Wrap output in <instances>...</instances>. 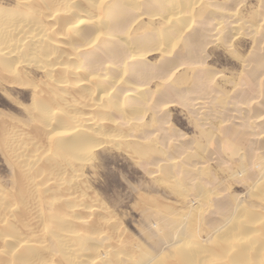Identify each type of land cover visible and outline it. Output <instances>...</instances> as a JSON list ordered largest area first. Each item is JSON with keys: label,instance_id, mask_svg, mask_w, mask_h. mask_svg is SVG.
<instances>
[{"label": "bare ground", "instance_id": "6f19581e", "mask_svg": "<svg viewBox=\"0 0 264 264\" xmlns=\"http://www.w3.org/2000/svg\"><path fill=\"white\" fill-rule=\"evenodd\" d=\"M9 1L13 2V5L11 4L12 6L6 7L1 3V0H0V79H3V81H5L6 83H8L10 85H19V86L31 87V89H32L31 104H30L31 107H29V109L31 108L30 109V117H32V119H34L37 122V125L34 126L35 128L33 127L34 129L30 128V129H33V131L30 132V134L25 133L26 129H24L25 131H22V130L19 131L17 129L15 131V129L13 128L14 132H11V130H12L11 129L10 133L7 132L3 136V138L2 137L0 138V148L3 151V154L5 155L7 162L9 163V165L12 169V172L14 174V177H15L14 182H13L14 188H15V191H14L15 193L12 191H7L8 189L4 190L3 188H0V216L2 217V218H0V264H264V178H262L263 180L260 181L259 184H257L255 189L253 188L250 191V193L252 191H254L253 195L256 196L258 201L260 202V208L258 210H252V209H249L248 207L238 205L239 203L237 202L236 207H232V208H234V210L232 209L233 210V212H231L232 214L229 213L230 216L228 214H226V213H228V211L231 210L230 207H228V209H230V210H227V208H225L227 212L226 213L224 212V215L226 214L227 216H224V217L225 218L228 217L227 221L225 224L217 227L216 229H213L214 231L212 230V232H211L212 234H210L209 241L207 242V244H204V242L202 241L203 239L201 240L199 235L195 234L194 233L195 231L194 232L192 231V227L188 226L190 223L193 224V222H194L193 220H196L194 218V215L192 214V213H194L193 210H192L193 211L192 213L188 211L190 208L187 210V212L185 210H181L182 212L184 211L185 213H182V212L180 213V211L176 210L177 212H179L178 213L179 217H174V216H172L171 213L170 214L168 213V210H170V209H167V211H165V209H164L163 211H165L166 215H167L166 217H164L166 219V224H164L162 227H160L159 230L164 233L163 242L165 244L167 243L166 245H168L169 248L167 247L168 250L166 253L163 250L161 252L162 254L158 255V256L154 255L153 252L151 253V251L149 252L148 249L145 250V249H142V247L139 248V245H138L139 241L136 244L137 245L136 246L135 244H133L132 242L129 241L132 238L127 239L128 241L126 240V238H125V241L123 240L125 237L124 236L125 231L121 226H119L118 223L115 222V220H113L114 218H112V216L110 217V215L107 214L108 210H106L107 211L106 212L104 210V207L102 205H100L99 202H98L99 204L94 203V202H96L93 200L95 198H93L91 200L92 203L90 204V202H89L90 201V195L86 190L85 182L83 180V177H84L83 176V170H84L87 162H90L91 160L93 161L92 158H93V153H94L95 148L99 147L100 145L106 144L107 142L108 143L113 142L114 146H117L115 144H118V147H119L120 145H122L124 143L125 139L131 138L130 135L127 134L125 129H123L125 132H122V131H119L120 127H119V129L115 128L117 125L116 121L114 119H112V117L109 118V116H108L109 112L107 115H105L104 114L105 111H103V110L105 108H107V109L113 110L116 113L122 115V114H124L123 111L125 108V107L123 108V106L126 103H127V105H128V103L132 104V108H135L138 106L137 105L138 103L141 104L147 99V97L150 93V89L146 85L149 84V79L154 77L156 74L157 75H162V74H167V73L170 74V72L171 73L175 72V71L179 70L180 68H182L183 66H186V65H187V67H189V66L192 67L193 65L195 67V64L198 63L199 60L202 61V58L204 57V55H203V57H201L199 55V52H198L199 49L197 48L198 44H201L200 45V49H201L203 47L202 46L203 44L201 42L200 43L198 42V44H197V40L198 41H200V40L197 38H195L196 40H194V39L192 40V37H188L187 33H188L189 29H192V27L194 26V22L200 20L201 17L206 15L204 18L208 19L209 15L212 14V16H213L214 13L216 14L219 11H224L223 10L224 8H222V6L220 7L219 4H217L216 0H9ZM218 1H220V0H218ZM235 1H233V2H235ZM240 2H243V1H240ZM237 3H238V1H237ZM261 3L263 4L262 0H261ZM260 5H259V7H261ZM233 8H235V7H233ZM236 9H238V8H235V10ZM262 9H263V7H262ZM219 13H223V12H219ZM235 13H233L231 11V12H228V15L230 18H237V17H235V15H236ZM223 14H221V15H223ZM217 16H218V18L221 19V17H219L218 14H217ZM214 17H215V15H214ZM225 17H227V16H225ZM259 18L260 17H258V19ZM215 19H217V17H215ZM221 20L224 21V19H221ZM225 20H226V18H225ZM234 20H236V19H234ZM246 21H248V20H246ZM204 23H206V22H204ZM241 23L243 24V22H241ZM241 23L235 22L233 24L232 28H234L235 30L241 29L243 26ZM261 23H263V22H261ZM261 23H259V24H261ZM220 24H222V22H219L218 26ZM255 24H256V22H255ZM244 25H245V22H244ZM246 26H244V27H246ZM255 26H254V28H255ZM205 27H206V25H205ZM221 27L222 26H220V28ZM250 27H252V26H250ZM260 27L262 28V25ZM197 29H198V27L195 30L197 31ZM195 30L193 33L196 32ZM216 31H218V29ZM229 31H230V29H229ZM248 31L246 33L249 34ZM254 31L252 30L253 34L254 33L257 34V32H254ZM226 32H227V30H226ZM193 33L191 35H193ZM197 33H199V32H197ZM202 34H204V33H202ZM194 35L197 37L200 34L199 35L194 34ZM259 36H258V38H259ZM211 37H212V35H211ZM216 37H219V36L217 35ZM213 39H210V40H213ZM216 39L218 40V38H215L214 40L216 41ZM228 39H230V38H228ZM256 39H255V41L258 40V39L257 40ZM207 41H208V39H207ZM208 43L212 44V41L211 42L208 41ZM226 43H228V42H226ZM253 44H254V42H253ZM231 45H232V43H231ZM255 45H257L256 42H255ZM205 46L206 45H204V47ZM208 46H209V44H208ZM257 46H255V47H257ZM206 47L204 49H206ZM253 50H254V48L251 50L252 56H250L251 54L249 55L250 57H252V59H253V56L257 53L254 50L255 52L253 55ZM154 52L157 53L158 55L160 54V56H161L160 58H162L164 61L163 64L162 65L160 64V66L153 64L154 66L151 65V66H149V68L143 69V65H145L146 63L150 64L149 59L147 57L151 53H154ZM203 53H205V52H203ZM261 53H262V51H261ZM157 54H155V55H157ZM206 54L208 55V53H206ZM258 54H260L259 51H258ZM258 54L256 55L255 59H257ZM245 55H247V54H245ZM263 55L261 54L260 56L262 57ZM255 59H253V60L255 61ZM260 60L262 62V59H260ZM205 62H206V60H205ZM27 64L31 65V67L35 66L38 70H40L41 74L44 75V80H42L40 78V80H42V81H39L36 83L32 79L30 80V79L25 78V76H24L25 72L23 71L22 67L24 65H27ZM249 64H252V66H253V63H249ZM249 64L247 63L248 69H249ZM258 64H260V63H258ZM204 65H206V64H204ZM199 66L200 65H197V67H199ZM263 66H261V67H263ZM200 67H203V66L201 65ZM245 69H246V71H248L247 68H245ZM254 69H255V67H254ZM202 70H200V72ZM260 70H262V69H260ZM260 70H259V72H263ZM213 71L216 73L215 70H213ZM243 71L244 70H242V73L245 72V71L244 72ZM197 72H199V71H197ZM110 73H114L116 76L112 77V75ZM247 74H248V72H247ZM250 74L251 73H249L248 77L250 76ZM253 74H255V73H253ZM127 75L132 77V79H135V81H137L138 86H134L130 83L131 84V87H130V84H128V82L125 81L124 85H122V89L120 90V93H122L121 94L122 97L120 95L121 102H119L118 100L116 101L114 99V97H112L114 92H116L114 90L119 83L124 81V78ZM171 75L172 74H170V76ZM240 75H243V74H240ZM172 76L174 77V73ZM185 76H186V74H185ZM207 76H209V75H207ZM192 77H195V76L193 75ZM245 78H247V76ZM257 78H258V76H257ZM261 78H263V77H261ZM186 79H188V78H186ZM198 79H200V78H198ZM254 79H255V81L257 80L255 77H254ZM162 80H164V82H165V80H166L165 77ZM189 80L190 79H188V81ZM239 80L242 81L241 78H239ZM167 81H169V80L167 79ZM255 81L253 83H255ZM169 82H171V80ZM190 82H188L189 86L191 85ZM233 83H234V81H233ZM251 83H252V81H251ZM196 85L198 86V84H195L194 86H196ZM176 86H178V85H176ZM240 86H241V84H240ZM262 86H263V84H262ZM262 86H260V87L262 88ZM157 87H159V86H157ZM174 87L175 86H173V88ZM183 87L186 88V86H183ZM244 87H245V85L243 87L241 86V88H244ZM117 88H116V90H117ZM205 88H206V85H205ZM238 88L240 89L239 86H238ZM261 88H260V90H261ZM153 89H154V87H153ZM158 89L159 88H157V91H158ZM177 89H179V88L177 87ZM194 89H195V87H194ZM176 90H175V92H176ZM199 90L198 91L196 90V92L200 93ZM232 90L235 91V89H232ZM245 90H246V88H245ZM252 91L250 90V92H252ZM262 91H263V89L261 90L260 93H262ZM112 92H113V94L111 95ZM117 92L119 93V91H117ZM250 92H249V95H250ZM257 92H258V90H257ZM210 93H212V92H210ZM210 93H208V95L210 97H208V99H206V100H209V98L211 99ZM221 93L219 94V96H222ZM163 94H164V92H163ZM182 94L184 95V93H182ZM173 95H172V97H174ZM217 95H218V93H217ZM225 97L228 98L227 95ZM253 97H255V96H253ZM253 97H252V99H253ZM262 97H263V94H262ZM177 99H176V101H177ZM246 99H247V97H246ZM188 100H187V102H188ZM159 101H160V99H159ZM190 101H192V100H190ZM196 101L198 102L199 100L197 99ZM252 101H253L252 104H254V99ZM261 101H263V99ZM153 102H154V100H153ZM164 102H166V100ZM197 102H195V103H197ZM201 102H202V100H201ZM223 102H224V100L222 102H220L219 104L222 105ZM150 103L152 104V102H150ZM249 103H251V102H249ZM256 103H255L254 107L256 106ZM259 103H257V104H259ZM176 104H177V102H176ZM165 105L166 104H164V106ZM167 105H170V104H167ZM226 105H228V103ZM232 105H233V103H232ZM243 105H244V103H243ZM148 106H149V104H148ZM200 106L202 107V105H200ZM208 106L206 105V108H208ZM161 107L162 106H160V108ZM196 107H198V106H196ZM212 107H213V105H212ZM107 109H106V111H108ZM130 109L131 108H129L128 111L131 112L132 109L131 110ZM136 109H135V111H136ZM162 110H164V107ZM162 110L160 112H162ZM202 110H204V109H202ZM206 110H209V109H206ZM212 110L214 111V109H212ZM191 111H192V109H191ZM216 111H217V109H216ZM257 111H258V109H257ZM260 111H261V109H260ZM125 112H127V110ZM160 112H158V113H160ZM165 112H167V111H165ZM168 112H169V110H168ZM235 112L236 111H233L232 113H235ZM197 113L199 114V111H197ZM229 113H230L229 114V117H230L231 112H229ZM255 113H258V112H256V110H255ZM215 114H217V113H215ZM221 114H222V112H221ZM258 114H260V113H258ZM126 116L128 117V115H126ZM155 116H157V115H155ZM168 116H169V114H168ZM231 116L233 117L234 115H231ZM241 116H243V114ZM250 116H251V114H249V117ZM252 116L258 117L259 115L255 116L254 114H252ZM198 117H199V115H198ZM215 117H217V116H215ZM229 117L227 120H229ZM235 117H236V113H235ZM244 117H245V115H244ZM253 117H250L251 120H253L252 123H254ZM153 118H154V116H153ZM262 118H260V119H262ZM155 119H153L154 121L153 120H151V121L154 122V124H157V122L155 123ZM256 119L260 120L259 117ZM204 120H206V119L204 118ZM219 120H221V119H219ZM251 120H249L248 122H250ZM118 121H119V119H118ZM221 121H220V123H221ZM231 121H233V120H231ZM137 122H139V121H137ZM205 122L201 123V121H199L198 124L200 123L201 125H203ZM207 122H209V121H207ZM244 122H245V120H244ZM33 123H35V122H33ZM160 123L162 124V122H160ZM212 123H213V121H212ZM216 123H218V122H216ZM235 123H236V121H235ZM235 123H232L233 126H235L234 125ZM154 124H151L150 126H154ZM126 125H127V123H126ZM126 125H125V127L124 126L123 127L129 128ZM221 125L223 126V124H221ZM221 125H219V126H221ZM225 125H226V123H225ZM247 125H248V123H247ZM247 125H246V127H247ZM133 126H135V125H133ZM236 126H238V124ZM254 126H255V124H254ZM7 127H9V126L7 125ZM228 127H229V124H228ZM201 128H202V126H201ZM215 128H217V127H215ZM243 128H245V127H243ZM249 128H251V127H249ZM252 128H255V127H252ZM258 128H259L258 130H262V129H260V126H258ZM133 129L135 130V128H133ZM155 129L157 130V128H155ZM219 129L221 130V128H219ZM248 129H247V131H248ZM120 130H122V128ZM134 130H133V134L138 133V135H140L138 130H135L136 132H134ZM233 130L234 129L231 128V126H230L227 129L226 133H224V134L222 133V134H223V136L224 135L225 136L232 135L233 132L236 131L237 129L234 131ZM243 130L246 131L245 129H243ZM115 131L116 132L119 131L117 135H114L116 133ZM111 132H114L113 136H116L115 142L111 141L112 137H113V136H110ZM146 132H147V130H146ZM148 132H149V130H148ZM216 132H217V130H216ZM218 132H221V131L218 130ZM223 132H225V130ZM250 132H249V135H250ZM252 132H253V130H252ZM252 132H251V134L254 133V132L253 133ZM261 132L263 133V130L260 131V133ZM156 133H158V131ZM240 133L238 132V135H240ZM262 133L260 135H262ZM108 134H110V135H108ZM159 134H160V132H159ZM244 134L245 133H243V137L241 138V140H243V138L246 139ZM255 134H256V132H255ZM156 135H152V136L157 137ZM208 135H209L208 136V138H209L211 134L209 133ZM235 135H237V134H235ZM235 135H234V137H235ZM179 136H180V134H179ZM220 136H222V135H220ZM247 136H248V134H247ZM108 137H110L111 139H109ZM172 137H173V135H172ZM217 137H218V135H217ZM230 137H232V136H230ZM248 137L250 138V136H248ZM182 138H183V136H182ZM211 138H212V135H211ZM215 138H216V136L214 137V139ZM222 139H224V138H222ZM261 139L262 140H260V141L258 140L259 142H257V144L260 143L261 141H263L264 138H261ZM154 140H155V138H154ZM218 140L219 139H217L216 142ZM247 140H246V142H247ZM133 141H135V140H133ZM235 141H237V138L235 139ZM254 141H257V138ZM140 142L141 141H139V143ZM143 142L144 141H142V144H143ZM145 142H146V140H145ZM169 142H168V144H169ZM214 142H215V140H214ZM222 142L223 141L220 142V145L221 144L223 145ZM233 142H234V140L232 141V143ZM263 142H261V143H263ZM157 143H158V141H157ZM196 143L199 144L198 142H196ZM237 143L240 144L239 142H237ZM237 143H235V144H237ZM261 143H260V145H262ZM142 144L135 145L141 154H149L153 150V149H150L152 147L147 148V146L145 147ZM238 144L234 145V146H236V148H237V146H240L242 143L240 145H238ZM254 144L255 143H253V145ZM164 145H167V144H164ZM176 145L178 146L177 143H176ZM249 145H252V144L250 143ZM249 145H247V146H249ZM168 146H170V145H168ZM200 146H201L200 148H202L203 145H200ZM216 146H218V145H216ZM215 148L216 147H214V149ZM231 148H233V147H231ZM219 149L220 148H218V150ZM249 149H251V148H249ZM259 149H261V148H258L257 151H259ZM234 150H235V147H234ZM255 150H256V148H255ZM255 150L253 151V153L255 152L254 156H256V154L257 155L259 154V153H256ZM233 151L232 152L230 151V153L232 154ZM235 152H236V150H235ZM211 154H213V153L211 152ZM221 154H222V152H221ZM238 154L241 155L242 153H239V151H238L237 155ZM186 156H187V154H186ZM209 156H211V155H209ZM241 156L243 157L244 155H241ZM238 157L240 158L239 155H238ZM191 158L192 157H190V159ZM194 158L197 159L198 156L194 157ZM200 158H198V159H200ZM234 158H236V157H234ZM243 158H242V162L243 161L245 162V160ZM186 159L187 158H185V160ZM179 160L181 161V159H179ZM231 160H234V159L231 158ZM176 161L177 160H175L174 162H172V161H170V162L175 163ZM196 161L194 160L193 162H196ZM239 161H240V159H239ZM158 162H160V161H158ZM170 162L168 164H170ZM198 162H200V161H198ZM230 162L234 163L235 160H234V162L233 161H230ZM248 162H246V164ZM206 164H204V165H206ZM238 164L239 163H237V165L235 164L234 166L237 167ZM242 164H244V163H242ZM242 164H241V166L243 167ZM185 165H186V163H185ZM198 165H199V167H197V168H200L199 163H198ZM171 166L173 167V165L170 164L169 167L172 168ZM249 166L247 164V167H249ZM260 166L261 165H259V167ZM158 167H159V165H158ZM166 167H167V165H166ZM174 167H176V165H174ZM186 167H187V165L185 166V168ZM222 167H223V165H222ZM263 167H262V169H263ZM155 169H156V167H155ZM175 169L176 168H174V170ZM190 169H192V168H190ZM194 169H192V171ZM244 169H246V168H244ZM259 169H261V168H259ZM196 170H198V169H196ZM208 170H209V168H208ZM232 170H234V169H232ZM169 171L172 172L171 169ZM188 171H189V173H187V174L189 175L191 172H190V170H188ZM255 171H256V168H255ZM173 172H175V171H173ZM181 172H183V170ZM232 172H230V173H232ZM238 172H240V171H238ZM245 172H246V170H245ZM259 172L260 171H258V173ZM160 173H162V172L160 171ZM194 173H195V171H194ZM236 173H234V174H236ZM175 174H176V172H175ZM201 174H203V172ZM201 174H198V176H200ZM248 174L250 175V174H252V172L248 173ZM254 175H256V174H254ZM257 175H259V174H257ZM261 175H264V173H261ZM211 176H212V174L209 177H211ZM231 176H232V174H231ZM241 176H242V174H241ZM243 176H244V174H243ZM243 176L240 178H243ZM165 177H166V174H165ZM177 177L174 175H173V177L170 176L171 179L175 178V180H173L176 183L175 187L178 184L182 183V182L179 183L176 181ZM180 177H181V174H180ZM168 178H169V176H167L166 179H168ZM197 178H199V177H197ZM169 179H168V181H169ZM165 181L166 180H164V182ZM183 181H185V180H183ZM209 181H210V179H209ZM211 181H212V179H211ZM171 182L169 181V183H171ZM244 182H245V180H244ZM248 182H246V183L248 184ZM186 183H188V182H186ZM192 183H193V181H192ZM173 184H174V182L171 185H173ZM188 184H190V183H188ZM193 184H195V183H193ZM247 184H246V186H247ZM179 186L182 187L181 185H179ZM179 186H177V188H179ZM186 186H188V185H186ZM0 187H1V185H0ZM190 187H192V186H189V188ZM212 188H214V187H212ZM200 191L197 192L198 193L197 195L202 194L204 192V191L203 192L202 191L200 192ZM217 192H218V189H217ZM219 192H220V190H219ZM220 193L224 194V192H222V191ZM205 194H207V193H205ZM214 194H215L214 196H217L216 192H214ZM219 194H218V197L220 196ZM49 195H51V196H49ZM205 196H207V195H205ZM211 196L213 197V195H211ZM222 196H224V195H222ZM226 196L229 197L228 195H226ZM193 197L194 196H192L191 198L193 199ZM224 198H225V196H224ZM197 199L198 198H196V200ZM202 199H201V202H203ZM221 199H222V197H221ZM205 200H206V197H205ZM226 200H227V198H226ZM238 200H240V199L238 198ZM16 201H17V203H16ZM190 201H191V199H190ZM215 201H217V200H215ZM219 201H222V200L219 199ZM192 202H193V200H192ZM205 202H207V201H205ZM45 203L49 204L51 206H50V209L48 211H46V213L44 214V218H41L43 216V213L45 212V208L43 207V205H45ZM195 203H197V202H195ZM208 203H211V202L209 201ZM217 203H219V202H215V204H217ZM212 205L210 204L211 208H212ZM226 205H228V203ZM258 205L256 206L257 208L259 207ZM192 207H194L195 210L197 211L196 206H192ZM43 208H44V211H43ZM206 208H208V207L206 206ZM211 208L209 207V209H211ZM198 209H200V208H198ZM160 212H162V211H160ZM196 213L199 214L198 211ZM208 214H210V213H208ZM220 215H222V214H220ZM220 215L218 216V218L221 219ZM212 216H210V217H212ZM147 217H149V216H147ZM202 217L204 218L203 215H202ZM215 217H217V216H215ZM224 217H222V218L225 219ZM223 219H222V221H223ZM205 221H206L205 223H207L206 219H205ZM214 221H215V218H214ZM27 222H29L31 224L27 226L26 225ZM153 222H154V220H153ZM196 222L197 221H195V223ZM215 222H217V220ZM18 224H21L22 227L21 226H20L21 228L19 226L17 227ZM148 224L149 223L147 222V225ZM197 224L199 226L197 228L203 227V226L199 225V224H201V222H199ZM211 224H210V226H211ZM155 226H156V224H155ZM206 226L207 225H205V228H206ZM157 227H159V226H157ZM151 228H152V226H151ZM195 228H196V226H195ZM212 228H215L214 225ZM20 229H21L22 233L20 232ZM175 229H176V233H175L174 238L172 239V232H174ZM200 230L203 231L204 229L203 230L200 229ZM200 230L197 231V233L200 232ZM201 233H203V232H201ZM156 234H159V233H156ZM48 237L50 240H48ZM129 237H130V235H129ZM160 237H157V239L160 240L161 239ZM148 239L150 240V238H148ZM152 240L153 239H151V241ZM131 241H134V240H131ZM161 243H162V240L158 241L156 243V245L159 247Z\"/></svg>", "mask_w": 264, "mask_h": 264}, {"label": "rangeland", "instance_id": "374dc122", "mask_svg": "<svg viewBox=\"0 0 264 264\" xmlns=\"http://www.w3.org/2000/svg\"><path fill=\"white\" fill-rule=\"evenodd\" d=\"M233 1H235V0H220V1L216 0L217 4H219L220 7L222 6V8H224L223 9L224 11H219V12H223L224 14L219 13V12L216 14L214 13L213 16H212V14L209 15L208 19L204 18L206 15H204V16L202 15L203 16V17H201L202 19L200 18V20L194 22V26L192 27V29H189L190 32L188 31V33H187V36L192 37V40L193 39L196 40L195 38L200 40V41L197 40V44H198V42L199 43L201 42L203 44L202 45L203 47L201 46L202 47L201 49H200L201 44H198L197 48L199 50L198 49L197 50L199 52V55L201 57H203V55H204V57L202 58V61L199 60V62L196 63L197 65H200V66L202 65L203 67H200V66L197 67L196 64H195V67H194V65L193 66L191 65L192 67H190V66L187 67V65L183 66L182 68H180L179 70H177L175 72H172V73L170 72V74H172V75L174 73L175 78L172 75L170 76L169 73L162 74V75L156 74L154 77L149 79L150 85L149 84L146 85L150 89V93L146 99L147 101L145 100L141 104L138 103L137 107L134 106L135 108H132V104L128 103V105H127V103H126L123 106V108L124 107L125 108L123 111L124 114H122V115L116 113L113 110L107 109V108H105L103 110V111H105L104 112L105 115H107L109 112V114H108L109 118L112 117V119H114L116 121L117 125L115 128H118V129H119V127H120V129L122 128V130L119 129V131H122V132L126 131L127 134H129L131 138L125 139L124 143L122 145H120L119 147H118V144L114 143L115 145H117V146H114L113 142L112 143L107 142L106 144L100 145L99 147L95 148L94 153H93V158H92L93 161L91 160L90 162H87L86 166L83 170V176H84L83 180L85 182L86 190L90 195V201H89L90 204L92 203L91 200L93 198H95L96 200L93 199L94 201H96L94 203L99 202L100 205H102L104 207L105 211L108 210V212L106 211L107 214H109L110 217L112 216V218H114L113 220H115V222L118 223L119 226H121L124 229V231H125L124 232L125 237L123 239L124 241H125V238H126V240L132 238L129 241L135 245L139 241V243H138L139 248L142 247V249H145V250L148 249L149 252L151 251V253L153 252L154 255H157V256L161 255L162 254L161 252L163 250L166 253L168 248H169L168 245H166L167 243L165 244L163 242L164 233L159 230L160 227H162L164 224H166V219L164 217L167 216L166 212H165V211H167V209H170V210H168V213L169 214L171 213L172 216H174V217H179V214H178L179 212H177V211H180V213H181L182 212L181 210H185L187 212V210L189 208L191 209V210L190 209L188 210L189 212L192 213L194 211V213H192V214L194 215V218L196 220H193L194 221L193 224L190 223L188 226L192 227V231L193 232L195 231L194 233L199 235L201 240L203 239L202 241L204 242V244H207V242L209 241L210 234H212L211 233L212 230L216 229L217 227L226 223L228 217L225 218L224 216H227L226 214H228L230 216L229 213L233 212L234 208H232V207H236L237 202L239 203L238 205L248 207L249 209H252V210H258L260 208V202L258 201L257 197L253 195L254 191H252L251 193H250V191L253 188L255 189L257 184H259V182L263 180L262 178H264V175H261V173H264V167H263L264 166V151H263L264 150V142H263L264 139H263V141H261L263 143L260 142L262 145H260V143H258L259 145L257 144V142L262 140L261 138H264V120H263L264 119V93H263L264 92V79H263L264 78V75H263L264 74L263 73L264 72V69H263L264 68V66H263L264 65V55H263L264 54V48H263L264 47V40H263L264 39V24H263L264 23V17H263L264 16V10H263L264 9V0H262L263 4L261 3V0H236L235 2H233ZM237 1H238V3H237ZM240 1H243V2H240ZM1 3L6 7L13 5V2H11L9 0H6V1L1 0ZM259 5L261 7H259ZM233 7L238 8V9L235 10V8H233ZM262 7H263V9H262ZM230 10L233 13L236 12L235 17H237V18H230L229 17L228 12H231ZM217 14L219 15V17H221V19H224V21L221 20L220 18H218ZM221 14H223L224 16ZM214 15H215V17H217V19H215ZM225 16H227V17H225ZM258 17H260V18L258 19ZM225 18H226V20H225ZM234 19H236V20H234ZM215 20L222 22V24H220L218 26L219 22L218 21L216 22ZM246 20H248L249 22ZM204 22H206V23H204ZM235 22H239V23L243 22V24L241 23L243 25L242 28L239 30H235L234 28H232V26ZM244 22H245V25H244ZM255 22H256V24H255ZM261 22H263V23H261ZM259 23H261V24H259ZM205 25H206V27H205ZM249 25L252 27H250ZM261 25H262V28L260 27ZM220 26H222L223 28L222 27L220 28ZM244 26H246V27H244ZM254 26H255V28H254ZM197 27H198V29L196 31L195 29ZM217 29H218V31H216ZM229 29H230V31H229ZM194 30L196 31L195 33H193ZM226 30H227V32H226ZM252 30L253 31L255 30L254 32H257V34L256 33L253 34ZM247 31L249 32V34L246 33ZM197 32H199V33H197ZM192 33H193V35L194 34H196V35L200 34V35L196 37L195 35L194 36L191 35ZM202 33H204V34H202ZM211 35H212V37H211ZM217 35L219 37H216ZM258 36H259V38H258ZM213 38L214 39L218 38V40L216 39V41H215ZM228 38H230V39H228ZM207 39L210 42L212 41V44L208 43ZM210 39H213V40H210ZM255 39L257 41H255ZM226 42H228V43H226ZM253 42H254V44H253ZM255 42L258 46L255 45ZM231 43H232V45H231ZM208 44H209V46H208ZM204 45L207 46V47L205 46L206 49H204L205 48ZM255 46H257V47H255ZM251 48L252 49L254 48V50L257 52L254 55L255 51L253 50V55L255 56V57L253 56V59L256 58L258 51L260 53V54H258L259 58L257 57V59H255V61L252 59V57H250V56H252V53H251L252 49ZM261 51H262V53H261ZM203 52H205V53H203ZM206 53H208V55ZM155 54H157V53H155V52L151 53L147 57L149 59L150 64L146 63L145 65H143V69H147V68H149V66H151L153 64L157 65V66L158 65L160 66V64L161 65L163 64L164 61L162 58H160L161 57L160 54L159 55L158 54L155 55ZM245 54H247L248 56ZM261 54L263 55L262 56L263 58L260 56ZM260 59H262V62ZM205 60H206V62H205ZM246 62L248 64L253 63V66H252V64H249V69H248ZM258 63H260V64H258ZM204 64H206L208 67ZM261 66H263V67H261ZM254 67L256 70L254 69ZM245 68H247L248 71H246ZM22 69L25 72L24 73L25 78L30 79V80L32 79L36 83L44 80V75L41 74V71L38 70L35 66L31 67V65L27 64V65H24L22 67ZM260 69H262V70H260ZM200 70H202V71L200 72ZM213 70H215L216 73ZM242 70H244L246 73L244 71H243L244 73H242ZM259 70L263 71V72H259ZM197 71H199V72H197ZM247 72H248V74H247ZM249 73H251L250 76L252 75L253 77L249 76L250 77L249 78L248 77ZM253 73H255V74L257 73V74L255 75ZM110 74L112 75V77L116 76L114 73H110ZM185 74H186V76H185ZM240 74H243V75H240ZM193 75L195 77H192ZM207 75H209V76H207ZM246 76H247V78H245ZM257 76H258V78H257ZM164 77L166 79L165 82H164V80H162V79H164ZM254 77L257 79L256 81H255ZM259 77L260 78L263 77V78L260 79ZM40 78L42 80H40ZM186 78H188L190 80L188 81V79H186ZM198 78H200V79H198ZM239 78H241L242 81L239 80ZM167 79L169 81L171 80V82L167 81ZM125 81L128 82V84L131 83L134 86H138L137 81H135V79H132V77L127 75L124 78V81L119 83L116 86V88L118 87L117 90H116V88L114 90L116 92L113 91L114 94H113V92L111 93V95L113 94L112 97H114V99L116 101L118 100L119 102H121L120 99L122 97V95H121L122 93H120V90L122 89V85H124ZM233 81H234V83H233ZM251 81H252V83H251ZM254 81H255V83H253ZM186 82L187 83L190 82L192 86L191 85L189 86V83L187 84ZM192 83L194 85L198 84V86L197 85L194 86ZM131 84H130V87H131ZM181 84L183 86H186V88H184ZM240 84L242 87L245 85V87L241 88ZM262 84H263V86H262ZM176 85H178V86H176ZM205 85H206V88H205ZM157 86H159V87H157ZM173 86H175V87L173 88ZM193 86L195 87V89L197 91L200 89L199 91L201 94L199 92H196V90L194 89ZM238 86L240 87V89L238 88ZM260 86H262V88ZM153 87H154V89H153ZM177 87L179 89H177ZM157 88H159L160 90L158 89V91H157ZM245 88H246V90H245ZM260 88H261V90L263 89L262 93H260L261 92ZM232 89H235V91ZM175 90L177 93L175 92ZM250 90L251 91L253 90V91L250 92ZM257 90H258V92H257ZM117 91H119V93ZM209 91L212 93H210ZM163 92L165 95L163 94ZM249 92H250V95H249ZM182 93H184V95ZM208 93L211 94V99L209 98V100H206V99H208V97H210L208 95ZM217 93H218V95H217ZM220 93L222 96H219ZM262 94H263V97H262ZM31 95H32L31 87L19 86V85H10V84L6 83L5 81H3V79H0V138L1 137L3 138V136L7 132L10 133L11 129H12L11 132H14L13 131L14 129H15V131H16V129L19 131L20 130L25 131L24 129H26V132H25L26 134H30V132L33 131V129L35 128L34 126L37 125V122L34 119H32V117H30V109L31 108L29 109V107H31V105H30L31 104ZM120 95H121V97H120ZM172 95L174 97H172ZM226 95L228 96V98L225 97ZM245 96L247 97V99ZM253 96H255V97H253ZM252 97L254 99V104H252L253 103ZM159 99H160V101H159ZM176 99H177V101H176ZM197 99L200 102L199 101L197 102L196 101ZM200 99L202 100V102ZM262 99H263V101H261ZM153 100H154V102H153ZM165 100H166V102H164ZM187 100H188V102H187ZM190 100H192V101H190ZM223 100H224V102H223L224 104L223 103H222V105L219 104ZM150 102H152V104ZM176 102H177V104H176ZM195 102H197V103H195ZM249 102H251V103H249ZM256 102L257 103L260 102V103L257 104ZM227 103H228V105H226ZM232 103H233V105H232ZM243 103H244V105H243ZM255 103H256V106L254 107ZM148 104H149V106H148ZM164 104H166V105L164 106ZM167 104H170V105H167ZM200 105H202V107ZM206 105L207 106L209 105L208 108H206ZM212 105L214 108L212 107ZM160 106H162V107L160 108ZM196 106H198L199 108ZM163 107H164V110H162ZM129 108L132 109V110L130 109L131 112L128 111ZM106 109L108 111H106ZM135 109H136V111H135ZM191 109H192V111H191ZM202 109H204V110H202ZM206 109H209V110H206ZM212 109H214V111ZM216 109H217V111H216ZM257 109H258V111H257ZM260 109H261V111H260ZM126 110L128 113L125 112ZM161 110H162V112H160ZM168 110H169V112H168ZM255 110H256V112H258L260 114L255 113ZM165 111H167V112H165ZM197 111H199V114L197 113ZM220 111L222 112V114ZM233 111H236L235 113H236V117L238 116L237 118L235 117V113H232ZM158 112H160V113H158ZM229 112H231V115H234V116L232 117L230 115V117H229V114H230ZM215 113H217V114L219 113V114L217 115ZM168 114H169V116H168ZM242 114H243V116H241ZM249 114H251L250 117H253L252 114H254L255 116L259 115L258 116L259 119L262 117L263 118L258 120V119H256L258 117H253L254 123H252L253 120H251V118L249 117ZM126 115H128V117ZM155 115H157L158 117ZM198 115L200 118L198 117ZM244 115H245V117H244ZM153 116H154V118H153ZM215 116H217V117H215ZM228 117H229V120H227ZM204 118L206 120H204ZM118 119H119V121H118ZM153 119H155V123L157 122V124H154V122L151 121ZM195 119L198 122L201 121V123H203L205 121L206 122L203 125H201L200 123L198 124V122ZM219 119H221L222 121ZM230 119L233 120L234 122L231 121ZM214 120L218 123H216ZM244 120L246 123L244 122ZM249 120H251L250 121L251 123L248 122ZM137 121H139V122H137ZM207 121H209L210 123ZM212 121H213V123H212ZM220 121H221V123H220ZM235 121L238 124V126H236L237 124L235 123ZM33 122H35V123H33ZM160 122H162V124ZM126 123H127V125H126ZM225 123H226V125H225ZM232 123H235L234 125L236 127L233 126ZM247 123L249 126L247 125ZM151 124H154V126H150ZM221 124H223V126L225 128ZM228 124H229V127L231 126V128H233L234 130L237 129L236 131L233 130L234 131L233 134L234 133L237 134V135L234 134L235 137L233 134L227 135V136L224 135L225 137L223 136V134L226 133L227 129L229 128ZM254 124H255V126H254ZM7 125L9 127H7ZM125 125L129 128H124ZM133 125H135V126H133ZM219 125H221V126H219ZM246 125H247V127H246ZM201 126L203 129L201 128ZM258 126H260V129L263 130V133L261 132L262 135H260L261 134L260 131H262V130H258L259 129ZM215 127H217V128H215ZM243 127H245V128H243ZM249 127H251V128H249ZM252 127H255V128H252ZM30 128H33V129H30ZM133 128H135V130H138L140 135H138V133L137 134L135 133L136 135L133 134V130H134ZM155 128H157V130ZM219 128H221V130ZM123 129H125V131ZM243 129H245L246 131L248 129V131L246 132ZM135 130H134V132H136ZM146 130H147V132H146ZM148 130H149V132H148ZM154 130L156 132L158 131V133H156ZM216 130H217V132H216ZM218 130L221 132H218ZM224 130H225V132H223ZM252 130L254 133L252 132ZM250 131L253 134H251ZM118 132H116L115 134H114V132H111V135L110 134H108V135H110V136H113V134L117 135ZM159 132H160V134H159ZM238 132L239 133L241 132L240 135H238ZM249 132H250V135H249ZM255 132H256V134H255ZM209 133L212 135V138L210 135V137H209L210 139L208 138ZM243 133L246 134V135L244 134V136L246 138V139L243 138L244 141L241 140V138L243 137ZM179 134H180V136H179ZM247 134H248V136H250L251 139L247 136ZM152 135H156L157 137L152 136ZM172 135H173V137H172ZM217 135L219 138L217 137ZM220 135H222L223 137ZM182 136H183V138H182ZM215 136H216V138L214 139ZM230 136H232V137H230ZM153 137L155 138V140ZM108 138L111 139L110 137H108ZM222 138H224V139H222ZM234 138L235 139L237 138V141H235ZM256 138H257V141H254ZM115 139H116V136H113L111 141L115 142ZM213 139L215 140V142ZM217 139H219V140L216 142ZM133 140H135V141H133ZM145 140H146V142H145ZM233 140H234V142L232 143ZM246 140H247V142H246ZM139 141H141V142L139 143ZM142 141H144L143 144H142ZM157 141H158V143H157ZM219 141L220 142L223 141L222 143L224 146L222 144H221L222 145L221 146ZM168 142H169V144H168ZM196 142H198L199 144H197ZM237 142H239L240 144L242 143V144L240 145ZM176 143L178 144V146L180 148L176 145ZM235 143H237L240 146H237V148H236V146H234V145H237V144H235ZM250 143L252 145H249ZM253 143H255V144L253 145ZM137 144H142L145 147L147 146V148L152 147L150 149H153V150L149 154H141L138 151L137 147L135 146ZM164 144H167V145H164ZM215 144L218 146H216ZM246 144L249 145L250 147L247 146ZM168 145H170V146H168ZM200 145H203L202 148H200L201 147ZM214 147H216V148L214 149ZM231 147H233V148H231ZM234 147H235L236 152L234 150ZM254 147L256 148V150ZM218 148H220V149L218 150ZM249 148H251V149H249ZM258 148H261V149H259V151L261 150L260 152L257 151ZM254 150L256 151V153H259V154L258 155L256 154V156H254V154H255V152L253 153ZM220 151L222 152L223 155L221 154ZM230 151L231 152L233 151V153L231 154ZM238 151H239V153H242L241 155H244L245 157L243 156L244 157L243 158L240 154H238L240 156V158H239L237 155ZM211 152L213 154H211ZM186 154H187V156H186ZM209 155H211V156H209ZM197 156H198V158L201 157L202 159L201 158H200L201 160L198 158H197L198 160L195 159L194 157H197ZM190 157H192V158L190 159ZM234 157H236V158H234ZM185 158H187L186 159L187 161L185 160ZM231 158L234 159L235 162H234V160H231ZM242 158L245 160V162L244 161L242 162ZM179 159H181V161ZM239 159H240V161H239ZM175 160H177V161L175 163H172ZM194 160L195 161L197 160V161L193 162ZM158 161H160V162H158ZM170 161H172V162H170ZM198 161H200V162H198ZM230 161H233L234 163H232ZM169 162L171 165H173V167H174V165H176V167H174V168H176L175 170L172 166H171L172 168L169 167L170 166V164H168ZM246 162H248L247 163L248 166L250 165L249 167H247ZM185 163L187 165L186 168H185V166H186ZM198 163L200 164V168H197V167H199ZM237 163H239L238 166L237 167L234 166L235 164L237 165ZM242 163H244V164H242ZM204 164H206L207 166ZM241 164L243 165V167L241 166ZM158 165H159V167H158ZM166 165H167V167H166ZM222 165H223V167H222ZM259 165H261V166L259 167ZM154 166L156 167V169ZM262 167H263V169H262ZM169 168L172 170V172L169 171L170 170ZM190 168H192V169L195 168V169L192 171V169H190ZM208 168H209V170H208ZM244 168H246V169H244ZM255 168H256V171H255ZM259 168H261V169H259ZM187 169L190 170V172L192 174L194 173V171H195V173L193 175L190 173L189 174L190 176H189L187 174V173H189V171ZM196 169H198V170H196ZM232 169H234V170H232ZM180 170L181 171L183 170V172H181ZM237 170L240 171L241 173L238 172ZM245 170H246V172H245ZM160 171L162 173H160ZM173 171H175L176 174ZM258 171H260L261 173L260 172L258 173ZM202 172H203V174H201ZM230 172H232V173H230ZM251 172H252V174L255 172L254 174H256V175H254V174L249 175L248 173H251ZM197 173L201 174L200 175L201 177L198 176ZM234 173H236V174H234ZM165 174H166V177H165ZM180 174H181V177H180ZM211 174L214 178L212 176L209 177ZM231 174H232V176H231ZM241 174H242V176L244 174L245 177L243 176V178H240V177H242ZM257 174H259L260 176ZM173 175L176 177L178 176L176 178L177 182H179V183L182 182L181 184H178L177 186L181 185L183 188L180 186H179V188H177V186L175 187L176 183H175V181H173V180H175V178L174 179L170 178V176L173 177ZM167 176H169V178H170V179L168 178L169 181L170 182L172 181L171 183H169L168 179H166ZM197 177H199V178H197ZM14 178L15 177H14V174L12 172V169H11L9 163L7 162V159H6L5 155L3 154V151L0 148V185H1L0 188H3L4 190L8 189L7 191L14 192L15 191L14 183H13ZM209 179H210V181H209ZM211 179H212V181H211ZM164 180H166V181L164 182ZM183 180H185V181L187 180L186 182L190 183L191 185L186 183ZM244 180H245V182H244ZM192 181L195 184H193ZM173 182H174V184H173L174 186L171 185ZM246 182H248V184ZM245 183L247 184V186ZM186 185H188V186H186ZM189 186H192V187L189 188ZM211 186L214 188H212ZM199 187L200 188L202 187V188L200 189ZM217 189H218V192L220 190V192L222 191V192H224V194L223 193L221 194L220 192H219L220 193L219 194L217 192ZM200 190L202 192L203 191L204 192L202 194L197 195L198 194L197 192ZM214 192H216L217 196H214L215 195ZM205 193H207V194H205ZM218 194L220 195L219 197H218ZM205 195H207L208 197L210 196L213 200L210 197L208 198ZM211 195H213V197ZM222 195H224L225 198ZM226 195H228L229 197H227ZM49 196H51V195H49ZM192 196H194L193 199L191 198ZM205 197H206V200H205ZM221 197H222V199H221ZM237 197L240 200H238ZM196 198H198V199L196 200ZM226 198H227V200H226ZM190 199H191V201H190ZM201 199L203 202H201ZM219 199L222 201H219ZM192 200H193V202H192ZM215 200H217V201H215ZM205 201H207V202H205ZM209 201L211 203H208ZM195 202H197V203H195ZM215 202H219V203L215 204ZM16 203H17V201H16ZM227 203H228V205H226ZM210 204L211 205L213 204L212 208H211ZM257 205L259 206L258 208L256 207ZM50 206L51 205L46 204V203H45V205H43V207L45 208V212L43 213V216L41 218H44V214L46 213V211H48L50 209ZM192 206H196V209L199 212V214L196 213L197 211ZM206 206L208 208H206ZM209 207L211 209H209ZM228 207H230L231 210L228 209ZM44 208H43V211H44ZM198 208H200L201 210ZM225 208H227V210H230V211H228V213H226L227 211ZM164 209H165V211H163ZM160 211H162V212H160ZM224 212L226 213L225 215H224ZM182 213H185V212L183 211ZM208 213H210V214H208ZM220 214H222V215H220ZM202 215L207 220V223H205L206 221L202 217ZM219 215H220L221 219L218 218ZM147 216H149V217H147ZM210 216H212V217H210ZM215 216H217V217H215ZM222 217H224L225 219H223ZM0 218H2V217L0 216ZM214 218H215V221L217 220V222L214 221ZM222 219H223V221H222ZM153 220H154V222H153ZM195 221H197V222L195 223ZM147 222L149 223L148 225H147ZM199 222H201V224H199V225L203 226V227L197 228V227H199L197 224ZM154 223L156 224V226ZM30 224L31 223H29V222L26 223L27 226ZM210 224H211V226H210ZM205 225H207L206 228H205ZM213 225L215 228H212ZM18 226L22 227L21 224H18L17 227ZM151 226H152V228H151ZM157 226H159V227H157ZM195 226H196V228H195ZM200 229H202V230L204 229L205 231L204 230L201 231ZM199 230H200V232L197 233V231H199ZM20 232H21V229H20ZM201 232H203V233H201ZM156 233H159V234H156ZM160 233L161 234L163 233V234L161 235ZM175 233H176V229L174 230V232H172V239L174 238ZM129 235H130V237H129ZM157 237H160L161 239L159 238L160 240H158ZM148 238H150V240ZM151 239H153V240L151 241ZM48 240H50L49 237H48ZM131 240H134V241H131ZM161 240H162V243L158 247L156 245V243L158 241H161Z\"/></svg>", "mask_w": 264, "mask_h": 264}]
</instances>
